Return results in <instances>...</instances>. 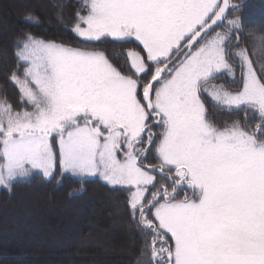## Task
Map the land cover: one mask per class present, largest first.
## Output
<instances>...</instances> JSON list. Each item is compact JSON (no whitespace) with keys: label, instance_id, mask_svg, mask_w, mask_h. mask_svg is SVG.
Wrapping results in <instances>:
<instances>
[{"label":"snow or ice","instance_id":"obj_1","mask_svg":"<svg viewBox=\"0 0 264 264\" xmlns=\"http://www.w3.org/2000/svg\"><path fill=\"white\" fill-rule=\"evenodd\" d=\"M84 8L77 36L135 41L143 54L127 49L123 74L102 51L26 34L10 79L31 110L0 102V186L11 191L33 171L52 178L58 160L61 175L99 176L127 192L149 264H264V65L258 74L240 48L238 87L212 83L226 74L237 84L228 46L242 22L228 13L241 5L85 0ZM203 95L242 119L216 126Z\"/></svg>","mask_w":264,"mask_h":264},{"label":"trees","instance_id":"obj_2","mask_svg":"<svg viewBox=\"0 0 264 264\" xmlns=\"http://www.w3.org/2000/svg\"><path fill=\"white\" fill-rule=\"evenodd\" d=\"M231 3L241 8L230 11L228 19L240 17L242 30L228 46L230 59L239 75L234 53L245 49L259 74L264 65V0H231ZM84 4L85 0H0V102L11 104L16 111L31 109L21 101L19 89L10 79L17 70V43L29 33L76 48L102 51L123 74H131L124 53L135 49L143 54L138 42L123 43L112 38L87 42L71 30L76 12L86 14ZM28 16L33 19H26ZM215 30L223 31V28ZM19 71L22 73L23 68ZM238 82L239 77L237 84H232L226 74L212 81L232 90L238 87ZM202 98L207 118L216 126L242 119V113L218 108L207 95ZM147 162L157 163L154 154H149ZM27 192L32 194L36 205L28 206L35 222L29 221L26 225L40 226L43 232L30 237L22 228L16 229L18 239L0 235V264H149L145 235L138 221L129 214L128 194L121 187H113L100 178L61 175L57 160V171L51 179L35 173L29 179L13 182L11 191L0 187V206L17 193ZM183 195L181 192L180 197ZM81 198L87 199L78 212L74 201ZM39 219L43 222L36 227Z\"/></svg>","mask_w":264,"mask_h":264},{"label":"rangeland","instance_id":"obj_3","mask_svg":"<svg viewBox=\"0 0 264 264\" xmlns=\"http://www.w3.org/2000/svg\"><path fill=\"white\" fill-rule=\"evenodd\" d=\"M217 31H222V30H217ZM46 41H49V40H46ZM52 42H55V41H52ZM55 43L62 44V43H59V42H55ZM63 45H65V44H63ZM65 46H68V45H65ZM70 47H72V46H70ZM74 48H76V47H74ZM97 51H99V50H97ZM233 67H234V65H233ZM235 70H236V68H235ZM238 77H239V75L237 74V71H236V79L237 80H238ZM213 84H215L217 86L221 85L219 83H213ZM225 88H227V87H225ZM227 89H230V88H227ZM230 90H232V89H230ZM28 110H31V109H28ZM56 171H57V166H56ZM56 171H55L54 175L56 174ZM35 173L41 174V173H39L37 171H33L30 174V176H28V177H18L15 181L29 179ZM64 174L70 175V176H73V177H76V178H81V179L100 178L99 176L73 175L72 173H69V172H66ZM48 179H51V178H48ZM15 181H13V182H15ZM0 187H2V186H0ZM113 187H120V186H113ZM27 193H21V194L17 193V195L13 197L14 200L13 199L12 200H7L6 203L3 202V203H5V205L3 207L0 206V235H2L3 237L12 238V239H18L19 235L18 236L16 235V232H17L16 229H22V228L27 230L26 234H27V236L30 235V237L32 235H34V236L35 235H39V233L43 232V231H40L41 228L38 225V224H42V222H43L40 219H39L38 223H36V227L39 226L38 228H35L34 226L26 225V222H29V221L33 222V223L35 222V216L29 211L30 208L28 206L29 205L30 206H35L36 205V202L34 201V197L32 198V194L31 193L27 194ZM85 199H87V198H81V199H77L76 201H74V203H75L74 206L77 207L78 212L82 211L83 206L85 205ZM14 204L17 205V206H14ZM8 205L10 207L6 209V207H8ZM12 228H13V230H12ZM50 244H52V243H50Z\"/></svg>","mask_w":264,"mask_h":264},{"label":"water","instance_id":"obj_4","mask_svg":"<svg viewBox=\"0 0 264 264\" xmlns=\"http://www.w3.org/2000/svg\"><path fill=\"white\" fill-rule=\"evenodd\" d=\"M230 3H231V0H230ZM213 27H214V28H217L216 26H213ZM210 33H211V32H210ZM210 33H209V34H210Z\"/></svg>","mask_w":264,"mask_h":264}]
</instances>
